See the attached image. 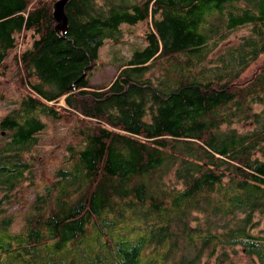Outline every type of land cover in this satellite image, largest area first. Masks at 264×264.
Here are the masks:
<instances>
[{"label":"trees","instance_id":"1","mask_svg":"<svg viewBox=\"0 0 264 264\" xmlns=\"http://www.w3.org/2000/svg\"><path fill=\"white\" fill-rule=\"evenodd\" d=\"M55 1L0 0V264H236L237 247L264 264V64L241 81L264 0H71L65 36ZM44 118L64 132L40 158Z\"/></svg>","mask_w":264,"mask_h":264},{"label":"rangeland","instance_id":"2","mask_svg":"<svg viewBox=\"0 0 264 264\" xmlns=\"http://www.w3.org/2000/svg\"><path fill=\"white\" fill-rule=\"evenodd\" d=\"M147 29L148 27L146 25L144 26L142 23H139L137 26L133 27L132 30L134 32V35L136 36V35H143L144 30H147ZM247 33L248 31L246 28H243L237 31L235 34H233L230 37V39L223 45V47H226L232 43H236L237 41H239L238 39L240 36L246 35ZM125 37L127 38V41H129L126 44L111 45L109 42H107L102 47L101 60L104 64L97 68V71L95 72L92 78L93 83L107 84V83H110L114 79L117 73V70L114 64H112V62L120 60V58L123 56L130 55L132 53L131 50L135 47V45L133 44V41H136V39L138 38V37L137 38L131 37V35L128 36V34H126ZM19 42H20V45H19V51H20L26 46H28L31 41L30 40L28 41V38L24 35L21 37ZM223 47L221 46L222 51L225 49ZM263 64H264V53L242 75L241 81H246L247 79H250L255 74V71L258 68H260ZM153 68H154L153 71L155 72L154 76H160L161 73L157 69V66L155 67L153 66ZM16 72L17 70L15 69V66L12 65L10 67V70L8 71V74L5 77H1L3 81V89H4L3 92L5 95L9 96L8 98L18 97L23 91V88L18 83L19 79H17ZM4 102L5 101L3 100L0 101V116L9 112L13 107L11 105L5 104ZM49 105L59 110L63 107H67L64 97L61 98L57 102H54V101L49 102ZM65 112L67 113V111ZM67 114L71 115L70 113H67ZM72 117L73 116H71V118ZM81 117L84 118L83 116ZM44 119L48 125V131L46 134L40 137L41 138L40 144L33 151V154L37 153V157L48 155L50 151H52V149H54L55 146L59 144L58 142H59L60 136L64 132V127H61L63 126L62 124L59 127V126H56V124H53L49 119L47 118H44ZM56 148H59V147L57 146ZM27 157L33 158L31 154H28ZM40 158H43V157H40ZM18 207H19L18 205H15L13 208L17 209ZM260 221H261L260 225L258 226V228H256L255 231H258L260 228H264V216L261 218ZM19 228H20V220L18 219L16 223L14 224L13 229L18 230ZM235 250L236 252L235 253L233 252L234 254H232V257L234 260H236L235 261L236 264H256V261H254L250 256H248L242 247H237Z\"/></svg>","mask_w":264,"mask_h":264},{"label":"water","instance_id":"3","mask_svg":"<svg viewBox=\"0 0 264 264\" xmlns=\"http://www.w3.org/2000/svg\"><path fill=\"white\" fill-rule=\"evenodd\" d=\"M71 0H57L53 4V17L57 24L55 31L59 36H65L69 29V20L66 14V7Z\"/></svg>","mask_w":264,"mask_h":264}]
</instances>
